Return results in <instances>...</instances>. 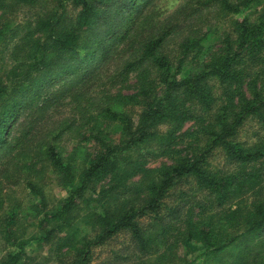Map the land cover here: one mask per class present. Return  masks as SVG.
<instances>
[{"label":"trees","instance_id":"trees-1","mask_svg":"<svg viewBox=\"0 0 264 264\" xmlns=\"http://www.w3.org/2000/svg\"><path fill=\"white\" fill-rule=\"evenodd\" d=\"M34 1L0 0V64L14 41L25 50L9 82L0 80V157L21 141L9 137L19 108L52 85L31 106L30 121L38 120L96 75L132 33L147 0H52L34 26L8 17L9 10ZM209 16L224 22L215 26ZM147 18L141 40L138 35L139 43L110 77L115 86L140 70L138 90L106 95L93 105L86 95L76 96L86 100L76 108L83 122L98 121L83 136L98 144L97 152L81 165L58 150L67 128L45 137L37 154L68 195L48 209L44 186L28 180L30 193L40 197L30 208L41 216L42 234L24 238L18 233L22 219L0 212V237L10 246L0 264H42L26 247L58 239L65 243L56 264H90L95 247L123 232L132 248L115 255L127 264H182L178 250L193 241L204 248L201 264H264V197L255 191L264 179V0H189L161 20ZM188 121L197 127L182 131ZM249 123L256 141L241 137ZM150 151L176 156L148 167L142 158ZM216 151L222 165L213 161ZM257 161L259 171L246 170ZM190 179L196 190L181 191L182 202L170 203L173 190ZM83 202L96 209L82 216ZM240 226L242 232L230 231ZM69 242L72 251L65 253Z\"/></svg>","mask_w":264,"mask_h":264},{"label":"rangeland","instance_id":"rangeland-1","mask_svg":"<svg viewBox=\"0 0 264 264\" xmlns=\"http://www.w3.org/2000/svg\"><path fill=\"white\" fill-rule=\"evenodd\" d=\"M188 1L147 0L145 4H142L140 11L137 13V18H135L136 24L134 25L132 33L117 45L112 54V58L99 69L96 75L87 77L82 83L76 85L70 93L52 105L46 114L38 120L30 121L29 112L31 106L42 100L41 98L52 89V85L45 84L39 88L38 92L36 94L34 93L29 101L25 102L19 108L18 113L12 121L13 124L9 137L14 138L15 142L21 141L10 153L0 157V212H7L9 214L16 213L22 219L24 224L21 225L18 233H23L24 238H30L32 240L34 237H38L42 234L41 228H43L39 225L41 216L35 214V211L30 208L34 203H40V197L30 193V189L26 185L28 180H34L44 186L47 204L49 206L48 209L58 208L68 195L67 190L59 184L58 175L50 171L49 166L45 162H42L37 154L40 149H43L45 137L50 139L58 132L67 128L59 136L57 142L60 155L65 159L78 158L79 163L85 165L88 157H93L96 154L98 144L94 141H84L83 136L89 134L91 132L90 127L95 126L98 121L92 119L88 124L83 122V119L76 112V108L80 103H85L86 100L84 98H76V96L79 94L86 95L89 98L88 105H93L106 95L127 94L137 91L142 78L140 70L134 71L125 80H121L115 84V86L111 85L110 77L117 71L123 58L132 52L133 45L135 46L139 43L136 40L138 35V41L141 40V31L143 28H146L144 22L147 17L150 16L147 18L148 20L150 18L153 21L161 20L174 13ZM51 8L52 0H35L29 4L16 6L13 10H9L8 17L20 26L28 24L34 26L38 18L44 16ZM210 17V21L215 26L220 27L222 22H224L222 19H216L215 16H209L207 19L209 20ZM17 45L21 44L14 41L4 54L3 63L0 64V80L9 82V72L16 66L25 52L24 49L17 48ZM113 61L116 62L111 65ZM56 83L58 81H55L53 84L55 85ZM80 100L81 102L78 104ZM90 112L93 113L92 111ZM195 127H197L195 121H188L184 124L182 131ZM254 128L255 125L251 123L247 124L241 137L256 141L257 138L252 133V129ZM110 132V135L114 136V128H110ZM175 156V154L150 151L144 153L142 160L146 166L156 167L171 163ZM37 159L39 162H37ZM213 161L218 165L224 163V158L220 151L214 153ZM261 164L260 161L254 162L247 166L246 170L249 172L259 171L262 168ZM138 177L134 178V180H137ZM107 184L108 180L103 181L100 185L105 186ZM256 186L255 191L261 193L262 197H264V179ZM191 189L196 190V182L193 179L179 184L173 190L169 202L172 204L182 202L180 197L181 191H188L189 195H191L193 193ZM78 209H80V213L83 216L94 211L96 204L88 205L86 202H83L80 203ZM16 225L19 226L20 224L17 223ZM14 227L16 228L15 225ZM243 229L244 227L240 226L230 229V231L240 233ZM59 234L64 235L65 233ZM61 243L64 244L65 242L58 239L50 246L43 245L38 240H33L26 247V250L36 258L37 262H41L42 264H56L59 251H62L60 248ZM70 243L64 245L63 252L67 253L72 251ZM74 243L76 241H72V244ZM9 248L10 246L0 237V258L4 256ZM131 248L132 242L130 235L127 232L120 233L106 244L94 248L93 260L90 264H127L120 257V259H117L115 254L119 253V256H122ZM178 253L183 257L182 264H201L204 261V248L201 243L196 241H193L189 247L182 245ZM132 264H139V262L135 261ZM209 264H218V262L217 260H212Z\"/></svg>","mask_w":264,"mask_h":264}]
</instances>
